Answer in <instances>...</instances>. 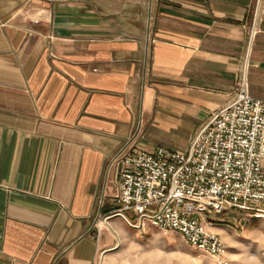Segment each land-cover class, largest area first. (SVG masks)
Returning <instances> with one entry per match:
<instances>
[{
  "label": "crops",
  "instance_id": "obj_1",
  "mask_svg": "<svg viewBox=\"0 0 264 264\" xmlns=\"http://www.w3.org/2000/svg\"><path fill=\"white\" fill-rule=\"evenodd\" d=\"M243 78L264 102V0H0V264H169L112 159L188 152Z\"/></svg>",
  "mask_w": 264,
  "mask_h": 264
},
{
  "label": "built area",
  "instance_id": "obj_2",
  "mask_svg": "<svg viewBox=\"0 0 264 264\" xmlns=\"http://www.w3.org/2000/svg\"><path fill=\"white\" fill-rule=\"evenodd\" d=\"M264 102L253 99L243 78L235 101L204 126L190 150L125 147L112 159L118 214L175 232L191 248L227 264V247L204 214L240 211L243 219L264 218ZM247 212L253 213L246 215Z\"/></svg>",
  "mask_w": 264,
  "mask_h": 264
},
{
  "label": "rangeland",
  "instance_id": "obj_3",
  "mask_svg": "<svg viewBox=\"0 0 264 264\" xmlns=\"http://www.w3.org/2000/svg\"><path fill=\"white\" fill-rule=\"evenodd\" d=\"M175 143L177 150L170 151L181 154L187 152V143L181 135L177 137ZM262 167L264 168V161ZM252 206L264 209V205L252 204ZM240 213L231 209L220 216L214 210H209L203 218L210 220L212 226L228 227V232L220 235L227 247L225 259L227 264H264V218L250 216L248 219H243ZM252 214L246 213V215ZM128 217L136 222L133 216L128 214ZM161 232L163 234L159 235L156 242L158 245L153 250V254L160 261L169 264H219L216 258L188 246L179 234L162 230ZM131 256L134 254L127 255V264H134L130 261ZM148 261H144L143 264H147Z\"/></svg>",
  "mask_w": 264,
  "mask_h": 264
},
{
  "label": "bare ground",
  "instance_id": "obj_4",
  "mask_svg": "<svg viewBox=\"0 0 264 264\" xmlns=\"http://www.w3.org/2000/svg\"><path fill=\"white\" fill-rule=\"evenodd\" d=\"M146 261V260H145ZM148 263V262H147Z\"/></svg>",
  "mask_w": 264,
  "mask_h": 264
}]
</instances>
